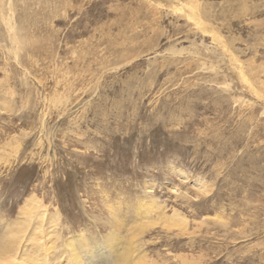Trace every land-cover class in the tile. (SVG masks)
Instances as JSON below:
<instances>
[{
	"label": "rangeland",
	"instance_id": "1",
	"mask_svg": "<svg viewBox=\"0 0 264 264\" xmlns=\"http://www.w3.org/2000/svg\"><path fill=\"white\" fill-rule=\"evenodd\" d=\"M0 246L264 264V0H0Z\"/></svg>",
	"mask_w": 264,
	"mask_h": 264
},
{
	"label": "bare ground",
	"instance_id": "2",
	"mask_svg": "<svg viewBox=\"0 0 264 264\" xmlns=\"http://www.w3.org/2000/svg\"><path fill=\"white\" fill-rule=\"evenodd\" d=\"M190 6V5H189ZM184 7V6H183ZM179 8V7H178ZM190 8H191V12H189V13H186V12H184V13H186L187 14V17L190 19V20H192L195 24H196V26H197V28L199 27L200 29H202V31H205L204 30V27H203V20H201V18L198 16V12H197V8L195 7V6H190ZM176 11V10H175ZM183 10H181V12H182ZM177 12V11H176ZM187 18V19H188ZM206 25V24H205ZM206 27V26H205ZM1 247V246H0ZM12 247V246H11ZM13 248V247H12ZM32 248H33V251H32ZM11 249V248H10ZM30 249V248H29ZM28 249V250H29ZM17 251H18V247H14L13 249H12V255H14V256H16V254L15 253H17ZM31 252H36L37 250L36 249H34V247H31V250H30ZM26 253V252H25ZM27 254V253H26ZM29 254V253H28ZM27 254V255H28ZM106 256L108 257V255L106 254ZM102 252H101V248L100 249H97V250H92V253H90V251L88 252V253H82V258H84L83 259V262L81 263V264H97V261L96 260H102ZM22 260H26V263L25 264H27V263H29L28 262V260H27V258H26V256L23 258H21ZM20 260V259H19ZM111 262V261H110ZM31 263V262H30ZM78 263V262H77ZM32 264V263H31Z\"/></svg>",
	"mask_w": 264,
	"mask_h": 264
}]
</instances>
